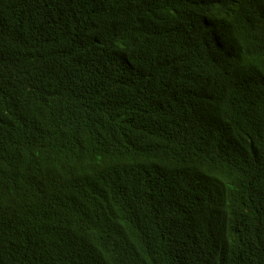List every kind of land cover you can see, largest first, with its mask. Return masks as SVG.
Instances as JSON below:
<instances>
[{"label": "trees", "instance_id": "trees-1", "mask_svg": "<svg viewBox=\"0 0 264 264\" xmlns=\"http://www.w3.org/2000/svg\"><path fill=\"white\" fill-rule=\"evenodd\" d=\"M0 264H264V0H0Z\"/></svg>", "mask_w": 264, "mask_h": 264}]
</instances>
